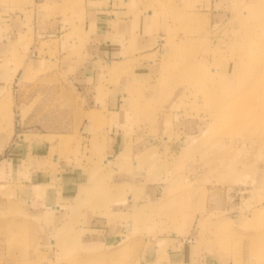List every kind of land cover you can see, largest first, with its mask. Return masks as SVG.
<instances>
[{
	"label": "rangeland",
	"instance_id": "374dc122",
	"mask_svg": "<svg viewBox=\"0 0 264 264\" xmlns=\"http://www.w3.org/2000/svg\"><path fill=\"white\" fill-rule=\"evenodd\" d=\"M85 1L0 0V141H9L0 144V264H169V248L176 254L187 244L206 264H264V0H131L155 13L166 72L156 73L157 97L142 95L115 132L123 128L130 148L144 145L136 132L175 140L158 147L173 146L170 153H143V165L156 169L139 178L141 196L115 220L134 224L132 233L124 227L120 248L88 230L90 214L108 216L117 200L29 205L40 198L39 176L61 195L68 183L42 162L50 154L25 143H50L60 172L93 169L103 155L81 132L93 92L73 60L83 50ZM166 109L181 117L164 116Z\"/></svg>",
	"mask_w": 264,
	"mask_h": 264
},
{
	"label": "crops",
	"instance_id": "0c3cea01",
	"mask_svg": "<svg viewBox=\"0 0 264 264\" xmlns=\"http://www.w3.org/2000/svg\"><path fill=\"white\" fill-rule=\"evenodd\" d=\"M131 2V0H86L83 11L86 20L83 50L81 49V53L75 58L73 57V60L76 61L75 71L78 81L87 93L88 90L93 91L85 98L88 102L84 107L87 115L83 117L81 132L87 141L86 147L90 146L89 141L91 140L100 146L102 144L96 149L103 152L101 161L94 164L93 169L90 167L87 169L84 166H69L60 172L57 165L59 156L53 154L50 143L47 144L42 139L37 140L38 142L34 145L25 143L27 151L50 154L51 159H45L42 162L49 163L52 174L58 176L57 180H66L65 183H68V188H65L61 195V190L56 187L54 192L46 190L47 186L39 176L37 183L33 184V188L39 192L40 198H35L36 202L28 200L29 205L37 204L45 210L54 208L59 210L58 207L63 204L80 199L81 203L89 201L90 205L95 208L99 207L96 202L105 199V196L107 200L109 198L117 200L118 202L111 204L113 208L108 216L101 214L104 213L103 211L90 214L92 215L89 220L91 224H88V230L91 233L97 234L98 232L105 235L102 238V243L106 247L114 249L121 247L125 236L129 237L128 234H124L128 232V229L124 227L131 229L128 233H132L134 230L132 221L120 222L121 225L115 222L116 218L119 215L128 214L130 206L135 205L136 196L139 197L142 194V187H138V185L144 181L139 178L145 174L149 179L148 169L155 168L154 163L152 167L143 165L149 157L143 153H159L165 150L170 153L174 149L173 146L165 148V150H160L158 147L163 143L169 146L175 140L172 139L171 135L173 134L158 135V132H145V135L142 136L136 132L144 145L142 147L138 143L137 146L130 148L127 135L122 131L123 128H119V132H115V128L124 126L125 118L129 114L128 108L133 105L137 107L138 103H141L142 95L147 100L157 97L156 89L159 84L155 85L156 73L160 72L163 77L166 72V64L163 63L168 52L165 47L166 43L162 42L164 38L160 35V29L155 23V13L152 10L140 11L133 7ZM160 40L161 42H159ZM3 86V79L0 76V93H2ZM164 111V116L174 120L175 116L181 117L180 112L175 113L172 109ZM98 113L107 116L108 123L106 125L97 117ZM45 135L51 134L46 133ZM1 140L0 144L9 143L7 139L4 142V139ZM104 140L108 141L106 147H104L106 144ZM134 151H138V153L131 156V152ZM25 155L26 153H22V157ZM96 159H100L99 153L94 160ZM122 167H126L127 172H125L126 169L121 170ZM48 176L50 177V175ZM154 176L156 179L158 178L156 173ZM108 179H111L112 195ZM156 179L153 181L154 183L159 180ZM90 181L91 183H89ZM105 181L106 184L103 185L101 182ZM129 184L130 191L125 189V185ZM146 185H148L147 190L155 186L152 183H146ZM96 189H100V193H97ZM88 190H91V193ZM120 190L122 191L121 196L118 195ZM98 214L101 217H98L100 216ZM184 247L185 251L176 249V254L173 248H169L170 255L167 263L206 264V261H202L200 255H197L199 249L188 244ZM176 260L180 263L174 262Z\"/></svg>",
	"mask_w": 264,
	"mask_h": 264
}]
</instances>
